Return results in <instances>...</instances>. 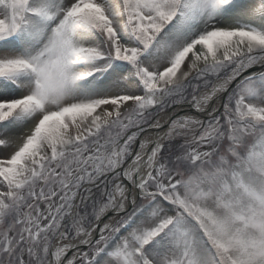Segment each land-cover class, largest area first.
Returning a JSON list of instances; mask_svg holds the SVG:
<instances>
[{
  "label": "snow or ice",
  "instance_id": "1",
  "mask_svg": "<svg viewBox=\"0 0 264 264\" xmlns=\"http://www.w3.org/2000/svg\"><path fill=\"white\" fill-rule=\"evenodd\" d=\"M0 264H264V0H0Z\"/></svg>",
  "mask_w": 264,
  "mask_h": 264
}]
</instances>
